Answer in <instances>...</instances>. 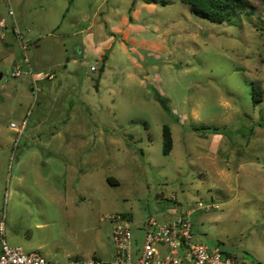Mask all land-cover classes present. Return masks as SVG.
Listing matches in <instances>:
<instances>
[{
  "label": "rangeland",
  "instance_id": "obj_1",
  "mask_svg": "<svg viewBox=\"0 0 264 264\" xmlns=\"http://www.w3.org/2000/svg\"><path fill=\"white\" fill-rule=\"evenodd\" d=\"M249 1L251 13L216 24L179 0H0V219L10 246L58 264H115L113 217L125 215L141 245L150 217L164 223L202 202L218 208L190 214L195 239L264 264V0ZM16 29L35 75L52 80L12 77L23 65ZM28 111L20 136L10 124ZM203 126L219 130H195Z\"/></svg>",
  "mask_w": 264,
  "mask_h": 264
},
{
  "label": "built area",
  "instance_id": "obj_2",
  "mask_svg": "<svg viewBox=\"0 0 264 264\" xmlns=\"http://www.w3.org/2000/svg\"><path fill=\"white\" fill-rule=\"evenodd\" d=\"M10 14L14 15L10 10ZM15 38L22 51L23 65L16 64L12 77L18 78L23 75L31 76L34 84L39 81L54 78L53 73H34L33 64L28 55V45L24 43V36L18 30H14ZM97 69L93 68L92 71ZM21 124L12 122L10 128L20 136L26 129L28 117ZM215 204L198 203L200 211L217 209ZM175 215L171 221L159 222L150 217L143 227L142 244L138 245L135 234L129 221L122 216H115L111 220L116 225L113 227L112 242L115 247V264H244L237 258L229 257L218 248H211L195 239L193 224L190 214ZM5 220L0 219L1 253L0 264H58L48 260L37 252H27L22 247L10 246L5 239ZM73 264H104L100 260H75Z\"/></svg>",
  "mask_w": 264,
  "mask_h": 264
},
{
  "label": "trees",
  "instance_id": "obj_3",
  "mask_svg": "<svg viewBox=\"0 0 264 264\" xmlns=\"http://www.w3.org/2000/svg\"><path fill=\"white\" fill-rule=\"evenodd\" d=\"M181 3L190 7L191 13L195 16L205 18L206 20L222 24L229 20L233 15L240 13H251L252 5L249 0H179ZM154 2V0H146V3ZM107 57H104L106 60ZM100 74L104 73V66L99 69ZM263 90L259 83L252 84V98L254 102L262 101ZM156 100L163 106L164 110L171 113L168 99L162 97L160 94H156ZM197 131L210 130L213 133H217L219 128L203 126L196 128ZM163 137V153L169 155L173 148V138L171 129L168 125H165L162 130ZM180 215H185L183 212ZM126 216L123 215V218ZM229 257H233L231 254H226Z\"/></svg>",
  "mask_w": 264,
  "mask_h": 264
},
{
  "label": "crops",
  "instance_id": "obj_4",
  "mask_svg": "<svg viewBox=\"0 0 264 264\" xmlns=\"http://www.w3.org/2000/svg\"><path fill=\"white\" fill-rule=\"evenodd\" d=\"M13 34H14V30H13ZM15 35V34H14ZM30 43H34V45L37 47L38 45H37V43H36V41L35 40H33L32 42H30ZM79 57H83V56H79ZM77 59V58H76ZM76 59L74 60V61H76ZM79 59V58H78ZM33 66H34V68H35V64L33 63ZM167 214L168 215H163L164 217H166L167 218V220H166V222H168V221H171L172 219H173V217H174V215H169V211L167 212ZM136 237V236H135ZM141 239H142V236L140 237Z\"/></svg>",
  "mask_w": 264,
  "mask_h": 264
},
{
  "label": "water",
  "instance_id": "obj_5",
  "mask_svg": "<svg viewBox=\"0 0 264 264\" xmlns=\"http://www.w3.org/2000/svg\"><path fill=\"white\" fill-rule=\"evenodd\" d=\"M2 78V76H0V79Z\"/></svg>",
  "mask_w": 264,
  "mask_h": 264
}]
</instances>
